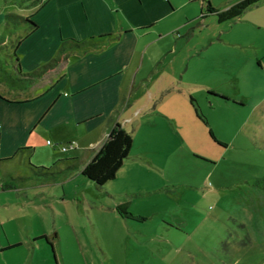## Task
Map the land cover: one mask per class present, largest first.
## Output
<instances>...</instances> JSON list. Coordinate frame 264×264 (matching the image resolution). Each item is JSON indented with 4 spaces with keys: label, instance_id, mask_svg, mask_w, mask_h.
I'll return each instance as SVG.
<instances>
[{
    "label": "rangeland",
    "instance_id": "obj_1",
    "mask_svg": "<svg viewBox=\"0 0 264 264\" xmlns=\"http://www.w3.org/2000/svg\"><path fill=\"white\" fill-rule=\"evenodd\" d=\"M4 3L0 93L32 101L0 109V264H264V190L255 186L264 178V1L221 27L210 21L201 28L199 19L150 46L147 56L161 45L169 59L139 82L136 107L140 117L162 110L178 122L130 124V158L101 187L64 176L68 160H82L84 143L102 128L101 121L77 119L113 83L76 95L92 73L82 50L50 76L49 90L52 83L18 79L15 58L21 74L31 73L56 57L59 43L44 31L26 37L24 28L7 26ZM13 8L19 16L29 12ZM210 35L215 43L206 42ZM165 80L169 88L160 92ZM179 87L184 96L174 91ZM190 97L207 125L189 111ZM87 131L93 135L83 143ZM122 203L145 221L122 219ZM42 237L52 248L44 241L33 247Z\"/></svg>",
    "mask_w": 264,
    "mask_h": 264
},
{
    "label": "crops",
    "instance_id": "obj_2",
    "mask_svg": "<svg viewBox=\"0 0 264 264\" xmlns=\"http://www.w3.org/2000/svg\"><path fill=\"white\" fill-rule=\"evenodd\" d=\"M206 1H209L215 9L225 10L242 0ZM192 3L194 1L188 2L187 0H42L40 4L33 7H21L14 4L12 0H7L4 3L5 7H9L10 11L5 14V23L12 29L17 30L23 27L9 25L6 21V16L9 14L17 15L11 12L14 9L13 7H17L19 10L26 8L29 12L27 11V15L23 17L33 14V20L38 25L37 31L33 34L43 31L47 32L53 41L59 43V47L62 39L78 42L85 41L81 48L72 49L68 53L69 56L73 51L82 50L86 55V61H89L92 65V73L88 77L86 74L82 77V86L78 87L76 95H90L97 87L108 86L113 83L111 89L103 88L100 96H98L99 98L96 97L93 100V104L82 111V117L77 119L82 125H86L91 121H101L102 128L95 137L87 142L86 139L93 134L87 131L82 135L83 143L84 141L86 142L82 147V160L80 156H73L68 160L66 169L69 173L64 176L65 178L73 177L74 175L82 176V167L93 156V151L98 149L115 124H119L126 132H128L129 125L133 122L136 127H138L141 121L146 123L165 121L168 128H172V126L177 124L178 120L175 119L172 113L162 110L146 109L145 115L140 117V111L135 104L137 91L135 92L134 90L135 88H141L139 82H147L146 78H150L149 73L154 64L159 61L165 63L166 59H169L167 58L169 52L166 51L167 49H160L161 45L154 53H150L147 56L150 46L156 43L158 37H163L162 39H164L170 38V36L173 37L174 35L178 36L177 33L179 31L186 30L192 25L194 26V23L198 22L199 19L198 24L201 28H204L205 24L209 25L210 21H215L218 24L217 27H221L220 24L222 23H218L214 15H206L203 19L200 18V14L204 12V8L201 3L199 7L193 6ZM198 11L199 18L197 15ZM223 31V29L217 28V41L225 38ZM214 38L215 35H210V37H207L206 42L208 44L215 43L216 40ZM176 43L175 41V45ZM17 47L15 50H17ZM15 50L13 52L14 57L16 55ZM67 59L40 79L29 83L40 82L43 84V87L48 83H52L46 89L53 88L54 81L50 76H52L57 68L60 67L61 69L67 63ZM5 65H7L6 62L4 63V68ZM144 65H148L149 68L138 77V73ZM85 69L86 66L82 64L81 70L85 72ZM13 70V74L18 79L23 78L25 80L24 77L19 76L21 68L17 58L13 61ZM131 71L133 73H130ZM63 79L64 75H60L56 81L57 84L61 83ZM166 84L167 80H165L164 85L162 82L160 92L168 90L169 87ZM144 87L147 90L149 84ZM174 91L184 96L182 88H176ZM146 94L147 98L150 99L151 92L148 91ZM13 96L6 97L0 93V109L3 105H18L32 101L31 99L20 98V95L17 93ZM89 102L91 103V100ZM189 111L194 113L191 105H189ZM82 183L92 182L82 176ZM42 241L46 242V239L42 237L40 240H36L33 247L37 244H42L40 243ZM15 247L17 246H13L12 248ZM12 248L9 247L8 249ZM35 250L34 248L33 251ZM41 251L43 257H45L47 249L44 245H42ZM52 259H55L54 255Z\"/></svg>",
    "mask_w": 264,
    "mask_h": 264
},
{
    "label": "trees",
    "instance_id": "obj_3",
    "mask_svg": "<svg viewBox=\"0 0 264 264\" xmlns=\"http://www.w3.org/2000/svg\"><path fill=\"white\" fill-rule=\"evenodd\" d=\"M7 0H5L6 2ZM14 4L22 7V2H28L27 7H33L40 4L42 0H12ZM201 3L204 8V12H201L200 18H204L206 15H214L218 23H223L236 18H239L246 10L256 6L263 0H242L233 6L225 10L215 9L211 6L209 1L197 0ZM34 15L27 17L9 14L6 16V21L13 27L22 26L27 31V36L37 31L38 25L33 20ZM85 41H74V40H61L58 53L55 58L50 60L47 64H44L37 70L28 74H19L20 77H24L25 80L32 83L35 80L40 79L48 72L54 70L58 65L64 62L68 53L72 49H79L84 45ZM210 94V93H209ZM215 96L214 94H212ZM222 99L224 98L221 96ZM225 99V98H224ZM227 100V99H225ZM190 105L194 110L196 117L207 125L206 119L203 117L200 108L195 103L194 99L190 97ZM211 135V133H210ZM132 135L126 132L119 124H115L109 131L105 140L100 144L97 150L93 151V156L89 161L84 164L81 170V175L88 181L92 182L98 187L105 185L107 182L115 179L117 172L124 164L125 160L129 158V154L132 148ZM36 170L44 171L43 168H33ZM45 175L48 173H41ZM262 190H264V178L258 180L255 184ZM116 211L118 215L124 220H137L145 221L144 218L129 213L128 206L126 203L117 205ZM54 238L56 233H54ZM46 239L47 244L52 247L49 243L50 240Z\"/></svg>",
    "mask_w": 264,
    "mask_h": 264
},
{
    "label": "built area",
    "instance_id": "obj_4",
    "mask_svg": "<svg viewBox=\"0 0 264 264\" xmlns=\"http://www.w3.org/2000/svg\"><path fill=\"white\" fill-rule=\"evenodd\" d=\"M188 2H192V1H195V0H187ZM70 148V147H69ZM68 147H62V151H67L69 149ZM71 149V148H70Z\"/></svg>",
    "mask_w": 264,
    "mask_h": 264
}]
</instances>
